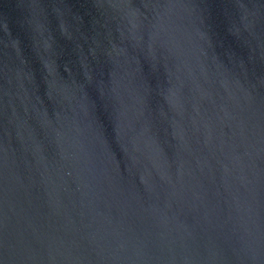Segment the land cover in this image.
Listing matches in <instances>:
<instances>
[{"label":"water","instance_id":"obj_1","mask_svg":"<svg viewBox=\"0 0 264 264\" xmlns=\"http://www.w3.org/2000/svg\"><path fill=\"white\" fill-rule=\"evenodd\" d=\"M0 264H264V0H0Z\"/></svg>","mask_w":264,"mask_h":264}]
</instances>
